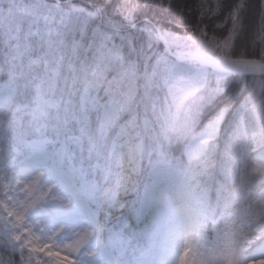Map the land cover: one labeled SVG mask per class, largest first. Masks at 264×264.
I'll return each instance as SVG.
<instances>
[{"label": "snow or ice", "instance_id": "1", "mask_svg": "<svg viewBox=\"0 0 264 264\" xmlns=\"http://www.w3.org/2000/svg\"><path fill=\"white\" fill-rule=\"evenodd\" d=\"M185 9L172 0H0V129L39 145L15 175L0 177L8 181L0 195L5 249L20 250L9 264H25V250L27 264L33 253L72 264L52 247L96 264L83 259L91 245L79 237L99 231L96 216L114 210L127 213L125 231L141 215L154 225L167 211L201 257L181 264H264V206L253 203L264 176L256 188L247 172L248 153L264 159V135L247 139L249 128L264 130V92L259 106L255 89L245 96L247 74L264 82V35L257 42L255 32L264 0L209 8L227 13L223 27L232 23L214 46L199 27L205 17ZM233 9L241 20L235 44ZM189 27L204 37L195 45ZM182 45L204 54L173 58ZM246 55L257 58H230ZM76 183L103 194L90 201L95 211Z\"/></svg>", "mask_w": 264, "mask_h": 264}, {"label": "trees", "instance_id": "2", "mask_svg": "<svg viewBox=\"0 0 264 264\" xmlns=\"http://www.w3.org/2000/svg\"><path fill=\"white\" fill-rule=\"evenodd\" d=\"M87 0H78V3L83 5L86 3ZM132 3H135V0H131ZM172 2L177 4H184L187 2L189 5H191V11L189 12L188 9H185V12L191 14H195L196 19H200V17L203 15L205 18L203 19V22L200 23L199 27L203 30V33L211 39L214 35H219L221 32L223 33L224 37H227V29H230L232 27V23L230 20L227 21V27H223L225 24V16L227 13L219 14L216 12H209V8H212L213 10L216 9L217 4L222 3L223 0H172ZM235 3H240L241 0H234ZM247 2V0H245ZM168 0H165V5H167ZM203 5L201 8L200 6ZM233 11L236 12V15L238 17L236 21V32L233 35V41L232 43L235 44L237 41V37L239 36V27H240V12L236 9H233ZM264 11V9H262ZM255 32L256 40L259 41V36L264 35V24L261 22V18L259 15H257L255 20ZM185 33L184 29L180 30V33H177V35H183ZM186 35L188 37H198L203 39V35L200 32H194L192 27H189L187 29ZM212 40V39H211ZM161 49V44L159 47V50ZM249 51H251V42L249 43ZM4 55V47L0 45V58H2ZM232 59L237 58H243V59H255L257 57L252 56H232L230 57ZM3 73H0V76H2ZM7 77L5 76L4 79L0 80V88H3L5 80ZM253 79L252 77L248 76V92L245 93V96H247L253 86ZM241 86L243 87V82H241ZM6 127V126H5ZM263 134L259 130L258 126L255 128H249L247 131V139L249 141H258L260 137ZM35 138V137H33ZM26 142V141H25ZM25 142H18L16 141L13 134H10L5 129H0V167H8L12 164L11 158L15 156V150L21 149ZM239 147V146H238ZM175 155H179V153H175ZM248 155L251 157L248 164V176L250 178H254L256 180V185L254 187L258 188L259 181L262 176H264V159H261L258 157L256 153H248ZM146 163V162H145ZM237 183L240 182V176L237 175L236 177ZM229 184H231V179L229 180ZM4 186L0 182V195H2ZM102 193H100L99 199L102 198ZM98 199V200H99ZM254 204L257 206H264V191H257V195L255 197V200L253 201ZM242 208L247 210L248 205H242ZM121 212L119 210H114L109 218V233L108 236L111 240L115 241V244L107 248V253L110 254L112 259H117L120 264H136V261L132 259V256L134 255L135 251L132 249L133 246L136 247V252L141 251L143 252L142 258L139 260L142 262V264H154L155 259L153 258V253L150 250V247L147 245V242L141 239L139 236L132 237L131 232L128 229L125 231L122 227L123 223L121 219L119 218ZM128 240L130 247L124 248V243ZM194 242L195 239H193ZM6 241L4 239V236L0 232V264H9V261H19L20 254L15 253L13 255L11 251V247L8 245L7 249H5ZM32 258V264H43L44 261H46L45 258L42 256H37L36 254H31ZM201 257L197 252H194L189 257L188 261L193 260H199ZM257 259H261L259 255L256 257ZM29 260V253L25 252L24 255V261L25 264H27V261ZM51 264V263H49Z\"/></svg>", "mask_w": 264, "mask_h": 264}, {"label": "rangeland", "instance_id": "3", "mask_svg": "<svg viewBox=\"0 0 264 264\" xmlns=\"http://www.w3.org/2000/svg\"><path fill=\"white\" fill-rule=\"evenodd\" d=\"M198 39H191L189 42L190 45H195V41ZM164 41V40H163ZM165 43V42H164ZM214 46V42H211ZM179 51H174L175 54H184V56H195V55H203L204 51H202L199 47L196 46H181V48H175ZM256 97L260 95V90H256ZM39 149L38 144H34L31 141L27 142L26 146L23 148L22 151H17L18 161L13 166L8 167L7 175L10 177L16 174L18 168H20L25 162L27 155H30L33 151ZM15 162V159L13 160ZM2 168H0V177L4 176L5 173L2 172ZM35 180V177L33 178ZM3 184L7 186L8 181L2 180ZM15 182H13L14 185ZM75 188L77 189L78 196L87 204L92 200V197L95 196V199L98 197L99 192H93L90 185H81L79 183L75 184ZM6 190V189H5ZM37 194L40 195L39 190L37 189ZM88 209V208H87ZM125 222L127 221V213L123 215ZM8 217L5 216V220ZM132 226L131 229L133 232L139 231L148 238H151L153 241L155 240L154 235H156L158 230H162L164 228L163 237L161 239L162 250L160 253V264H181V261L185 259L186 255L189 253L191 249V237H185L183 234H177L176 229L173 227L171 222L168 219L167 211H162L157 222L154 225L150 223H146L144 217L141 215L139 219H133L131 222ZM147 229V230H146ZM87 233H91V235H86L85 233H81L79 238H82L86 241V245H91L89 249V255L83 257L86 261L95 260L96 264H112L108 259H106L102 253L98 249L99 245V233L98 231H94L91 228L87 229ZM37 236L39 232L35 233ZM185 239H187L188 246L185 247ZM76 240H66L65 244L68 243H75ZM49 245H54L58 243L55 239L45 241ZM47 251V250H46ZM52 251H59V257L62 258L63 256L67 255L68 259L72 261V264H76L77 259L79 258L77 254L69 255L63 248L57 249L56 247H52ZM94 254V255H93ZM54 261L58 263V257H51Z\"/></svg>", "mask_w": 264, "mask_h": 264}]
</instances>
